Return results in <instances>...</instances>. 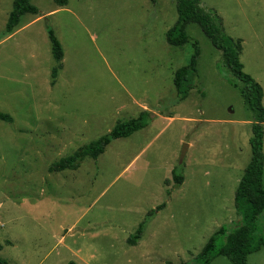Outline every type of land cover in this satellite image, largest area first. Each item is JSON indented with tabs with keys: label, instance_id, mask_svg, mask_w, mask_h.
<instances>
[{
	"label": "rangeland",
	"instance_id": "obj_1",
	"mask_svg": "<svg viewBox=\"0 0 264 264\" xmlns=\"http://www.w3.org/2000/svg\"><path fill=\"white\" fill-rule=\"evenodd\" d=\"M200 1L242 40L244 71L264 91V0ZM33 3L40 13L5 36L13 0H0V112L13 119L0 120V260L194 264L221 226L240 220L235 193L252 158L253 114L222 53L197 25L187 28L201 48L199 86L179 101L173 77L193 46L166 41L178 19L175 0ZM47 24L65 53L55 86ZM142 112L151 113L148 127L113 141L98 160L50 172ZM174 170L184 175L179 188ZM162 204L140 243L130 245ZM258 226L264 235V219ZM248 264H264V248Z\"/></svg>",
	"mask_w": 264,
	"mask_h": 264
},
{
	"label": "trees",
	"instance_id": "obj_2",
	"mask_svg": "<svg viewBox=\"0 0 264 264\" xmlns=\"http://www.w3.org/2000/svg\"><path fill=\"white\" fill-rule=\"evenodd\" d=\"M156 4L157 0H149ZM178 19L175 25L166 33L169 46L182 48L191 43L193 53L187 65L179 68L173 77V84L179 101L187 100L191 92L198 89L199 60L201 48L187 32L190 25H197L212 46L222 53L224 65L231 72L233 87L239 89L244 103L251 110L254 118L250 147L252 158L246 167L243 177L235 193V208L239 221L233 227L221 226L207 241L200 254L195 257L194 264H211L219 257H225L230 264H248L249 257L264 248V235L260 233L258 223L264 219V91L250 75L244 71L240 56L242 40L229 36L224 29L222 18L214 9L206 8L200 0H175ZM57 6H67L68 0H54ZM40 13L33 0H13L12 9L8 15L4 35L9 36L20 25L26 15L36 16ZM51 53L55 67L51 72V85L55 86L59 72L63 69L65 57L63 46L52 27L46 25ZM0 120L12 123L13 119L0 112ZM152 121L151 113L142 112L137 118L118 122L108 133L95 141L85 144L72 155L60 159L49 170L63 172L78 170L81 163L87 159L98 160L107 147L116 140L129 138L133 134L148 127ZM175 188L181 187L184 175L173 171ZM165 207L162 204L148 214V221L142 222L137 231L128 240L132 246H137L143 239L148 223ZM2 245L0 244V250ZM0 264L6 262L0 260ZM69 264H77L70 262ZM171 264V263H168ZM181 264H186L182 262Z\"/></svg>",
	"mask_w": 264,
	"mask_h": 264
},
{
	"label": "water",
	"instance_id": "obj_3",
	"mask_svg": "<svg viewBox=\"0 0 264 264\" xmlns=\"http://www.w3.org/2000/svg\"><path fill=\"white\" fill-rule=\"evenodd\" d=\"M185 153H186V149H184L183 152H182L181 162L183 161V159L185 157Z\"/></svg>",
	"mask_w": 264,
	"mask_h": 264
}]
</instances>
